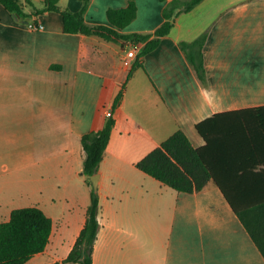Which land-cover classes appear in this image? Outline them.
Listing matches in <instances>:
<instances>
[{"label":"crops","instance_id":"0c3cea01","mask_svg":"<svg viewBox=\"0 0 264 264\" xmlns=\"http://www.w3.org/2000/svg\"><path fill=\"white\" fill-rule=\"evenodd\" d=\"M22 2L27 18L0 5V211L8 188L34 191V205L53 219L46 249L25 264L62 260L74 246L92 190L82 172L81 137L104 125L124 83L99 165L101 226L93 264H264L260 247L213 180L201 191L180 192L137 167L178 129L199 147L205 144L199 122L264 105V0H202L131 65L124 63L129 41L66 32L60 12H36L47 0ZM128 2L90 0L85 20L109 24L107 10ZM165 4L137 0L136 18L120 31L153 33L164 22ZM83 5L58 0L60 9L80 11ZM31 21L44 28L30 29ZM205 32L204 83L181 42ZM136 60L140 65L128 77ZM58 202L61 216L75 220L71 234L54 220Z\"/></svg>","mask_w":264,"mask_h":264},{"label":"trees","instance_id":"16d2710c","mask_svg":"<svg viewBox=\"0 0 264 264\" xmlns=\"http://www.w3.org/2000/svg\"><path fill=\"white\" fill-rule=\"evenodd\" d=\"M89 1L84 0L80 11H71L60 9L58 0H47L36 12H60L66 32L98 35L123 44L142 42L139 55L144 56L158 47L180 14L192 10L202 0H162L166 1L164 22L153 33L120 31L136 18L137 0H129L125 7L109 8V24L86 22L84 12ZM0 5L22 18L28 17L22 0H0ZM207 39L208 32H205L192 42H181L188 61L204 83ZM138 65L139 60H136L128 77ZM125 87L126 83L116 95L112 110L122 102ZM114 125L112 114L106 117L101 128L81 137L85 151L82 172L92 186L86 221L69 254L62 260L45 264H93L94 244L101 224L100 196L93 188L91 176L99 171ZM197 130L205 140L202 146L196 147L186 132L178 129L138 161L137 167L180 192L201 191L213 180L264 254V105L215 113L199 122ZM52 230L53 219L41 207L30 205L13 209L10 218L0 222V264H25L46 249Z\"/></svg>","mask_w":264,"mask_h":264},{"label":"rangeland","instance_id":"374dc122","mask_svg":"<svg viewBox=\"0 0 264 264\" xmlns=\"http://www.w3.org/2000/svg\"><path fill=\"white\" fill-rule=\"evenodd\" d=\"M37 194L33 191L30 192V194L25 195L22 193H19L16 189H9L6 190L3 194L2 203H4V207L0 211V221L2 220H8L10 217L11 209L13 208H19L27 205H34L37 203ZM53 210V216L55 222L60 223L59 228L67 231L68 234H71L72 229L74 227V219H72L73 216H61L60 212L62 211V204L61 202H58L54 206ZM11 208V209H10ZM10 210V211H9ZM69 225V226H68ZM34 262H29L28 264H33Z\"/></svg>","mask_w":264,"mask_h":264},{"label":"built area","instance_id":"2783aa9c","mask_svg":"<svg viewBox=\"0 0 264 264\" xmlns=\"http://www.w3.org/2000/svg\"><path fill=\"white\" fill-rule=\"evenodd\" d=\"M28 27L32 30H39L44 28V24L37 22V21H31L28 22ZM143 46L142 42H136V41H129V48L126 50L125 56H124V63L126 65H131L133 61L136 59L138 52L141 50ZM112 110L107 111V116H111Z\"/></svg>","mask_w":264,"mask_h":264},{"label":"water","instance_id":"95a60500","mask_svg":"<svg viewBox=\"0 0 264 264\" xmlns=\"http://www.w3.org/2000/svg\"><path fill=\"white\" fill-rule=\"evenodd\" d=\"M99 179H100V174L99 173H96V174L91 176V182H92L93 188L95 190H98Z\"/></svg>","mask_w":264,"mask_h":264}]
</instances>
